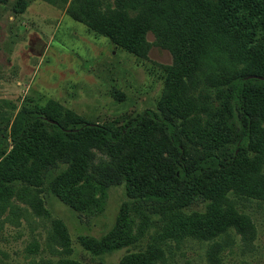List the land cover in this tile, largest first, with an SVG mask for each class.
I'll list each match as a JSON object with an SVG mask.
<instances>
[{"label": "rangeland", "instance_id": "374dc122", "mask_svg": "<svg viewBox=\"0 0 264 264\" xmlns=\"http://www.w3.org/2000/svg\"><path fill=\"white\" fill-rule=\"evenodd\" d=\"M17 2H0V146L10 142L13 120L25 108L64 116L72 112L82 121L114 128L145 110L161 116L173 110L180 116V129L191 150L202 151L199 122L215 105L219 89L239 75L262 73L257 64L217 51L206 66L177 63L176 44L163 31L120 28L115 42L68 15L74 0L61 6L35 0L25 9ZM77 2L87 7L85 0ZM86 16L89 19V13ZM130 17H125L128 27L140 23ZM131 31L134 35L129 38ZM178 49L182 51L180 44ZM262 127L255 129L249 151L239 154L243 171L228 173L207 196L188 207L127 198L123 182L114 180L102 214L80 211L81 205L72 206L58 195L56 183L57 193L49 187L52 181L43 175L45 169L37 170L34 182L18 180L0 187V208H13L0 210V264H57L62 257V248L55 243L59 232L69 243L63 257L79 264H121L130 255L151 252L157 255V264H264V159L252 151L263 136ZM162 139L161 132L158 141ZM114 160L107 146L91 147L89 167L98 177L102 164ZM68 164H50L52 176ZM123 204L142 224L140 229L146 226L143 237L94 256L81 245L80 237L103 235ZM213 208L246 213L257 232L254 243L246 244L235 229L216 242L173 235L181 231L175 222L205 216Z\"/></svg>", "mask_w": 264, "mask_h": 264}, {"label": "trees", "instance_id": "16d2710c", "mask_svg": "<svg viewBox=\"0 0 264 264\" xmlns=\"http://www.w3.org/2000/svg\"><path fill=\"white\" fill-rule=\"evenodd\" d=\"M32 1L35 0H18L16 4L25 9ZM41 1L60 6L67 3V0ZM0 2L7 4L9 0ZM85 2L87 7L74 0L68 7V15L115 42L120 39L117 36L120 28L163 31L176 44L177 63L206 66L212 53L217 51L248 64H257L262 73L239 75L227 80L219 89L215 105L199 122L197 136L204 142L202 151L191 150L180 129V116L173 110L162 116L145 110L114 128L82 121L72 112L66 116L58 112L43 115L39 110L25 108L13 120L10 142L0 146V187L18 180L31 181L37 170L45 169L43 175L52 181L49 187L56 192L57 184L58 195L72 206L81 205L80 211L102 214L114 180L123 182L127 198L175 202L188 207L207 196L210 188L228 173L243 171L239 154L249 151L247 146L250 148L258 125H263V136L252 151L264 159V80L250 77L264 76V0ZM130 16L137 18L139 26L132 21L133 28L125 24V17ZM97 20L102 21V26ZM133 31L129 38L134 35ZM179 44L182 51L178 49ZM161 132L163 141L160 143ZM94 144L107 146L115 156L110 164H102L99 177L89 167L90 149ZM57 161L69 164L52 176L49 165ZM253 167L256 168L251 162ZM256 175H251V179ZM7 209L13 210L0 208L1 211ZM140 226L142 224L129 215L123 204L115 222L103 235L82 236L80 242L94 256H104L138 242L146 227L140 229ZM175 227L181 231L176 230L173 235L182 233L210 242H216L229 229H235L246 244L254 243L257 238L250 217L230 208H213L210 214L196 219L186 217L175 222ZM55 243L62 248L57 264H79L63 257L68 254L69 246L64 233L59 232ZM121 264H157V255L153 252L130 255Z\"/></svg>", "mask_w": 264, "mask_h": 264}, {"label": "water", "instance_id": "95a60500", "mask_svg": "<svg viewBox=\"0 0 264 264\" xmlns=\"http://www.w3.org/2000/svg\"><path fill=\"white\" fill-rule=\"evenodd\" d=\"M250 77H255V78H259V79H263L264 80V77H260V76H256V75L250 76Z\"/></svg>", "mask_w": 264, "mask_h": 264}]
</instances>
